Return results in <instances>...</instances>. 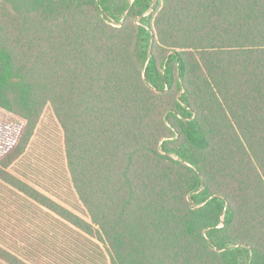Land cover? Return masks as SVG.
I'll use <instances>...</instances> for the list:
<instances>
[{"label":"trees","instance_id":"trees-1","mask_svg":"<svg viewBox=\"0 0 264 264\" xmlns=\"http://www.w3.org/2000/svg\"><path fill=\"white\" fill-rule=\"evenodd\" d=\"M46 106L87 220L7 171ZM0 110V180L109 264H264V0H0Z\"/></svg>","mask_w":264,"mask_h":264},{"label":"rangeland","instance_id":"rangeland-1","mask_svg":"<svg viewBox=\"0 0 264 264\" xmlns=\"http://www.w3.org/2000/svg\"><path fill=\"white\" fill-rule=\"evenodd\" d=\"M15 124H18L15 126ZM16 123L0 110V160L17 141ZM7 171L54 201L88 219L66 169L61 127L46 106L21 156ZM71 227V226H70ZM91 238L71 230L46 208L0 180V245L28 264H109L105 248L98 250ZM0 264H5L1 262Z\"/></svg>","mask_w":264,"mask_h":264}]
</instances>
